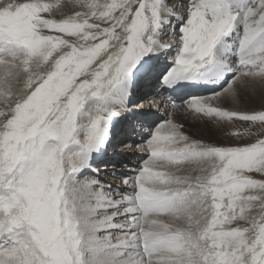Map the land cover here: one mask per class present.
I'll return each mask as SVG.
<instances>
[{"label":"snow or ice","instance_id":"1","mask_svg":"<svg viewBox=\"0 0 264 264\" xmlns=\"http://www.w3.org/2000/svg\"><path fill=\"white\" fill-rule=\"evenodd\" d=\"M257 86L264 0H0V264H264V106L212 103Z\"/></svg>","mask_w":264,"mask_h":264},{"label":"bare ground","instance_id":"2","mask_svg":"<svg viewBox=\"0 0 264 264\" xmlns=\"http://www.w3.org/2000/svg\"><path fill=\"white\" fill-rule=\"evenodd\" d=\"M169 1H171L172 3L177 2L176 0H169ZM201 93H202V95H209L210 94L209 91H206L205 93H203V91H202ZM249 94L250 95H255V97L257 96V98L258 97H260V98L264 97V92L261 91V89L259 88V86L256 87V90H255L254 93L252 91H248L247 93H242V96L241 97L244 96V98H245V96L246 95H249ZM255 97H254V99H255ZM135 99H136V102H137V110L142 111V112L152 113V115L149 116L145 120V124L147 126H150V127H153L154 128L157 124L166 121L165 116H164L165 114L168 115V110H167L166 107L169 106V105H171L170 103H168V101L167 102L166 101H162L161 104H160V106L158 107V109H153V108H149L147 106H145L143 108H140L139 107L140 104H142V103H144L146 101L145 100L146 98L144 99L143 93H139ZM242 100L243 99H241V101ZM241 101L239 100L238 103H228L227 102L229 104L228 108L229 109H232V110L241 111V112H251L253 110H260L262 108V106H264L262 104V106H260V107H253L252 104H251L252 103V100H251V103L250 104H251V106L253 108H250V107L244 106ZM245 101H246V99H245ZM212 103H213L214 106H218V105L219 106H223L222 104L220 105L217 101H212ZM256 106H259V105H256ZM189 118L192 119L191 117H189ZM239 123L242 124L241 122H236V126L237 127L234 126V128L232 130L242 129V127H238ZM243 126L245 127L246 125H243ZM145 131L146 132L148 131L147 128H145L144 132ZM214 133H216V135L218 137L223 138L225 140V142L226 141L228 142V141H232L233 140L232 139L233 137H227V138H225L216 129H215V132ZM140 137L141 136H135V135H133L132 136V139L135 140V141H137V142H140V140H141ZM147 137L148 136H145L143 138H147ZM254 139L255 138L247 139V140L253 141ZM143 155H145V154H141L139 152H127V151H123L120 147H117L115 153H113L112 150L109 149V152L104 157H102L101 159L95 161L94 162V167H99L100 168V179L102 181H104V182H106L108 184H112L113 188L119 187L123 191L125 189H124V186L119 181V176L122 175V174H124V175H130L131 174V172H130L131 169H136V168H138L140 166V162H141L140 161V157L143 156ZM109 160H111V163H108ZM113 163H115V168L112 167ZM105 165H108L107 168H105ZM113 171H115V173L117 175V179H113L112 178L111 173ZM105 172H107L108 175H106Z\"/></svg>","mask_w":264,"mask_h":264},{"label":"rangeland","instance_id":"3","mask_svg":"<svg viewBox=\"0 0 264 264\" xmlns=\"http://www.w3.org/2000/svg\"><path fill=\"white\" fill-rule=\"evenodd\" d=\"M177 1V0H176ZM169 3H172L171 1H169ZM248 96V97H247ZM252 96V97H251ZM254 97H255V95H246L245 96V98H244V96L243 97H241V99H243L242 101H241V99H240V101L242 102V104L244 105V106H247V107H250V108H253V107H260V106H262V104L264 105V97H262V98H260V97H258L257 98V96L255 97V99H254ZM146 98V99H145ZM257 98V99H256ZM144 99L145 100H147L148 98L147 97H145L144 96ZM245 99H246V101H245ZM254 99V100H253ZM259 99V100H258ZM250 100V101H249ZM251 100H252V103H251ZM256 100V101H255ZM255 103H254V102ZM247 102V103H246ZM181 103V102H180ZM252 104V106H251V104ZM254 103V104H253ZM258 103V104H257ZM168 104V103H167ZM250 104V105H249ZM259 105V106H256V105ZM221 105V104H220ZM222 107H224V108H227V109H229L228 108V106H229V104L227 103V102H224V103H222ZM249 105V106H248ZM219 106V105H218ZM167 108V110H168V115H164L165 116V119L166 120H168L169 119V112L171 111V105H169V106H167L166 107ZM229 110H232V109H229ZM173 119H174V121L175 122H177V123H183V125H184V127H183V131L185 132V134H187V135H189V136H191L192 138H195V139H201V140H204L205 142H210V141H215L216 143H221V144H229V145H236L237 143H240V144H244V143H250V142H252L251 140L249 141V140H247V139H243V140H239V141H237L236 139H234V138H232L233 140L232 141H226L225 142V140L223 139V138H221V137H218L217 135H216V133H214L215 132V129L211 126V125H209V124H207L206 122H201V121H195V120H193V119H190V118H188V119H181V117H179V116H174L173 117ZM205 126V127H204ZM236 126V125H235ZM237 127V126H236ZM238 127H244L242 124H240L239 123V125H238ZM256 178H259V177H256Z\"/></svg>","mask_w":264,"mask_h":264}]
</instances>
